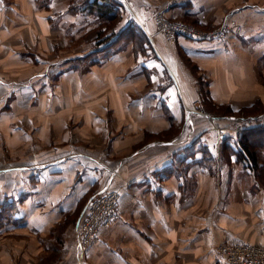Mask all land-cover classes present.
<instances>
[{
    "label": "crops",
    "instance_id": "0c3cea01",
    "mask_svg": "<svg viewBox=\"0 0 264 264\" xmlns=\"http://www.w3.org/2000/svg\"><path fill=\"white\" fill-rule=\"evenodd\" d=\"M130 4L147 23L163 11L208 25L254 7L260 24L248 29L245 18L241 44H257L264 55V2L236 7L230 0ZM69 5L70 0H0L2 264H41L35 251L41 247L51 253L45 264H72L76 243L68 242L75 228L59 235L50 229L59 224L61 213L80 204L76 225L87 199L107 182L121 193L118 218L84 248L80 264H219L218 243L264 242V184L233 156L218 162L214 174L198 163L179 167L181 158L200 155L195 150L199 140L212 150L218 136L197 134L196 121L192 130L184 120L173 122L180 121L179 115L170 116L168 100L162 99L171 88L158 86L156 92L151 87L148 69L157 65L156 59L144 62L148 68L143 74L129 44L116 50L111 44L109 55L97 54L104 58L99 63L98 58H86L81 49L89 41H79L92 26L66 18ZM180 39L176 45L168 43L167 54L161 55L179 82L175 68H181L168 50L171 45L200 61L231 58V52L217 44L214 51L196 52L189 39ZM75 59L82 64L74 67ZM86 59L90 63L84 65ZM178 94L187 98L182 91ZM171 123L181 125L180 132L161 138ZM212 151L219 158V150ZM31 173L38 176L33 190L49 189V194L29 205L25 180ZM43 200L48 206H39ZM27 243L36 257L25 263Z\"/></svg>",
    "mask_w": 264,
    "mask_h": 264
},
{
    "label": "rangeland",
    "instance_id": "374dc122",
    "mask_svg": "<svg viewBox=\"0 0 264 264\" xmlns=\"http://www.w3.org/2000/svg\"><path fill=\"white\" fill-rule=\"evenodd\" d=\"M127 1L129 2L130 7L126 5L123 0H116L120 8L119 16L114 29L116 31L120 30L119 28H124V26L129 22L135 24L140 30L144 31V37H147L149 40L147 41L149 44L148 51L146 52L140 46H138L139 44H137V41L139 40V37H141L140 35H138L139 37L133 35L132 38H130L129 36H120L118 41L120 43H113V45L111 43L112 37L109 38L106 35L107 31L103 36L97 37L98 34L96 30H98L100 26L102 30H105V27L103 28V24H98L97 27L95 23L96 21L102 23V20L96 19L94 15L90 14L75 15L68 12L66 18H69V20L73 19L75 22H79L78 18H80L83 24H87L85 22H88L92 26L87 30L90 31L88 33H85L82 36L83 38L79 41L81 42L82 40H84L86 43L88 41L90 43V45L88 43L87 47H83L81 49L83 50V52H81L80 50L82 54H85L86 58H88L89 60L91 59V61L93 58H98L97 63H99L104 58L98 57V53L105 52L106 50H108V48H111L112 45V48L116 50L117 48L120 49L124 45L129 44L133 50L135 58L137 57V60L141 62V66L143 67V69L140 68L139 70L142 71L143 74L148 68L146 67V65H144V62L156 59V62L158 61L156 63L157 65H153L154 67L152 66L148 69L150 70L148 72L153 74L151 77L152 86L151 84L150 86H154L153 91L156 92H158V86H169V88H171L169 95H164V98L162 99L164 103L168 100L169 107H171L172 109L169 112L170 116L172 115L176 117L177 115H179V117L177 118L180 119V121L173 122L179 124L183 123L184 120L186 127L189 129L191 128L192 130L193 121H196L195 132L197 134H204L207 136V138H211L210 136H214V134L218 136L217 131L219 129H224L225 133L236 134L239 131L243 130V128L245 127H249L251 125L259 126L260 124L264 123V114L258 115L259 113L264 112V55L260 53L263 51L261 49L263 47L260 48L257 44L248 46V44L244 41L241 44V34L244 31L243 27L246 24V19L249 24V26H247L248 29L260 24L258 23L257 15H254L256 14L253 11L255 10L254 7H247L245 9L246 12L242 16L240 15V11H236L227 16H224L222 20H219L218 23H212L210 25L206 24L205 21L197 24L190 18H173L166 15L163 11L155 12L154 15L151 16V23H147V20L143 16H139L136 13L135 9L130 4V0ZM246 1L250 3L264 2V0H230V2L233 3L234 7L240 6ZM138 3H140V1H138ZM227 9H229V7ZM206 12L205 10L203 11V13ZM157 15H161L163 16V18H166L169 21L180 20L203 31L214 30L215 28L220 26H228V30L225 31L222 36L214 37L212 39H189L183 36L176 35L173 41H168L166 37L157 29ZM83 16L84 18L82 19ZM151 24L152 26L154 25V30L151 29ZM247 28H245V31H247ZM121 35H124V31ZM178 38L184 40L189 39L192 42L191 44H194V49L196 48V52H202L203 50L214 51L216 49L214 47L217 44L221 47H224V49L227 48V50L231 52V58L225 61H222L221 59L211 61L206 60L209 58L203 57V59H201L200 61L196 57L189 56L187 52H184L182 50V48H179L178 46H176L175 48V46L171 45V47L174 48L168 50H171L173 55L177 57L181 68L179 71L175 68L176 75H178V77L180 78L179 82L178 78L176 79L177 76L175 77L173 75V78V76H170L168 71L163 67V56L161 57L163 53H165V55L167 54V44H175V41H177ZM193 41L204 42L206 45L197 47V43H193ZM119 45H121V47ZM105 54L109 55V51H106ZM75 60L78 61L77 59ZM75 60L74 67L82 64V62H76ZM227 61L230 64H226ZM89 63L90 62L87 61V59L86 61H84V65H87ZM149 64L150 63H148V65ZM181 91L185 93L187 98H183L184 96L178 94ZM167 96H169V98H167ZM156 101L158 102L159 100ZM217 115H234L236 117H215ZM171 118L174 119L173 117ZM175 129L176 131L174 129H169L168 132L171 133L170 135H172V132H174L172 136H174L178 131L180 132L181 125H177ZM166 131L167 130L163 132L161 138L165 137L167 139L170 137L166 136L167 134H169ZM47 174L48 172L42 174L41 180L43 185L44 183H46ZM37 178L38 176L33 173L26 175V201L29 202V205H32V203H34V198H36V200H38L40 197L45 199L49 194V189L48 191L33 190V187L35 188L34 183L37 181ZM45 203L46 201L43 200L42 204H39V206H48ZM41 209L46 210L47 208L43 207ZM79 211L80 204L72 207L67 212L61 213L63 215L59 220V224H57L55 227H52L50 231L53 230V232L58 235L65 233L66 230L72 232V229L76 227L74 223L78 219ZM2 238L3 237L0 236V249L3 243ZM69 240L70 241L68 243L71 242L73 245H75V234H72ZM14 245L17 246V244ZM27 246V254L23 256V261H25V263L29 261L33 262L35 251L39 252L37 258L39 259V262H42L41 264H45V258L48 259L47 262L51 261L50 250L47 249L46 251L44 247L40 246L41 248H37L35 251H33L34 249L29 246L28 243ZM46 253H48V257L45 255ZM71 255L72 256L70 257L72 258V264L77 263L78 261L76 262V260H78V256H73V253ZM3 257L4 256L1 255L0 250V264H2V261L6 262V259H2ZM18 259L19 257L17 258V261ZM10 262L13 263L16 262V260L10 257ZM77 264H79V262Z\"/></svg>",
    "mask_w": 264,
    "mask_h": 264
},
{
    "label": "trees",
    "instance_id": "16d2710c",
    "mask_svg": "<svg viewBox=\"0 0 264 264\" xmlns=\"http://www.w3.org/2000/svg\"><path fill=\"white\" fill-rule=\"evenodd\" d=\"M119 8L120 6L117 4L116 0H71L68 12L75 15L90 14L94 15L96 19L102 20V23L97 21L95 23L97 27L98 24H103V28L105 27V30H102L101 26L98 30H96L98 34L97 37L103 36L107 31L106 35L109 38L112 37V44L118 41L120 36H129L132 38L133 35H140L141 37L138 36L139 40L137 41L136 39L137 44H139L138 46L147 52L149 47L147 41L149 40L147 37L146 40L144 37V31L140 30L135 24L129 22L124 26V28H120V30L116 31L114 29L119 16ZM123 31L124 35H121L123 34ZM261 114H264V112L259 113L258 115ZM215 117L232 118L236 116L217 115ZM260 125H251L249 127H245L236 134L227 133L226 136L220 140V142H215L212 150H219V158H217V155L213 153L207 143L203 144V142H200L199 140V143L202 146L199 145L198 148H195V150L200 152V155L190 157V154H188L189 156L186 158H181L180 161H177L179 162V167H188L190 164L198 163L202 168L207 169L214 174L216 173L217 167L219 165L218 162L220 163L224 160L226 161L230 159V156H233L237 164L239 163L244 168H247L260 184H264V123ZM175 127H177L176 123H171L170 130L174 129L176 131ZM170 134L171 133L167 134L166 136L171 137L174 132H172V135ZM187 148L189 151L190 148Z\"/></svg>",
    "mask_w": 264,
    "mask_h": 264
},
{
    "label": "built area",
    "instance_id": "2783aa9c",
    "mask_svg": "<svg viewBox=\"0 0 264 264\" xmlns=\"http://www.w3.org/2000/svg\"><path fill=\"white\" fill-rule=\"evenodd\" d=\"M157 16V29L168 41H173L176 35L189 39H212L222 36L228 30V26H220L214 30L203 31L180 20L169 21L161 15ZM226 134L224 129H219L216 142L218 139L224 138ZM120 195L118 188L111 185V182H107L103 190L94 193L87 199L75 227L79 264L84 248L94 242L102 229L109 227L117 220ZM215 251L219 264H264V242L261 241L253 243L224 241L215 246Z\"/></svg>",
    "mask_w": 264,
    "mask_h": 264
},
{
    "label": "water",
    "instance_id": "95a60500",
    "mask_svg": "<svg viewBox=\"0 0 264 264\" xmlns=\"http://www.w3.org/2000/svg\"><path fill=\"white\" fill-rule=\"evenodd\" d=\"M124 1V3L126 4V5H128L129 6V3L127 2V0H123ZM130 7V6H129ZM131 12H132V10H131ZM163 61V60H162ZM163 63H164V65L166 66V68H167V70H168V72L171 74V76H173V74H172V72H171V69L167 66V64L163 61ZM173 78H174V76H173ZM211 118V117H210Z\"/></svg>",
    "mask_w": 264,
    "mask_h": 264
}]
</instances>
